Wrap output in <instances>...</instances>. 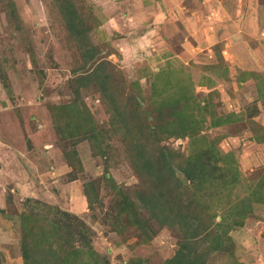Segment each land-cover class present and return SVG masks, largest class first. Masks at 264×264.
<instances>
[{"label":"rangeland","instance_id":"374dc122","mask_svg":"<svg viewBox=\"0 0 264 264\" xmlns=\"http://www.w3.org/2000/svg\"><path fill=\"white\" fill-rule=\"evenodd\" d=\"M14 1L15 12L0 0V264H24V249L30 264H166L181 235L139 206L135 191L143 182L135 167L137 152L97 86L82 89L79 101L101 140L83 133L70 137L66 120L55 123L53 107L75 100L82 37L70 35L58 10L52 11V0ZM72 1L89 25L84 43L115 65L119 104L127 102L134 81L147 97L154 74L170 69L189 75L197 101L211 102L219 116L243 115L204 133L223 155L232 152L238 160L241 176L232 202L250 197L264 177V139L257 141L252 128L264 122V0ZM249 71L263 78L249 77ZM141 118L127 121L140 125L139 142L150 150L148 125L156 123ZM258 135L264 138V131ZM159 139L186 154L191 150L190 138ZM87 183H95L92 202ZM217 191L216 197L223 192ZM125 194L137 202L147 232L156 234L146 238L125 215L115 217L113 205ZM246 226L255 233L237 238L235 256L241 264H264V203L236 230ZM56 228L77 231L70 242L62 239V251L51 259L53 245L46 240ZM231 260L229 253H217L209 264Z\"/></svg>","mask_w":264,"mask_h":264},{"label":"trees","instance_id":"16d2710c","mask_svg":"<svg viewBox=\"0 0 264 264\" xmlns=\"http://www.w3.org/2000/svg\"><path fill=\"white\" fill-rule=\"evenodd\" d=\"M2 1L6 2L9 10L15 12L14 0ZM50 5L52 11L54 8L58 10L57 13L61 15L65 22L63 25L65 24L70 35L82 37L79 47L83 48L84 60L83 65L74 70V103L53 107L55 123L66 120L65 132L70 137H79L83 133L85 138L93 142L100 139L98 137L101 133L96 131L90 111L83 106L84 102L79 101L82 89L96 85L103 99L113 107L118 119L122 120L125 128L123 137L131 141L132 149L137 152L134 162L143 182L142 187L135 191L139 206L150 212L149 218H155L162 226L177 230L181 235L180 247L166 264H209L215 254L223 252L231 255L230 264H241L235 256L237 246L231 233L244 226L248 216L254 213L256 205L264 203V177L257 180V189L250 197L233 203L234 188L241 176L238 160L232 152L223 155L216 140L210 139L204 130L241 121L243 115L233 112L219 116L211 102L206 100L202 105L197 101L189 75L183 71L173 75L170 69H162L154 74L153 92L147 97L139 82L134 81L133 91L127 95V102L119 104L120 93L114 85L115 76L112 71L115 65L107 57H99L95 46L89 44L87 47L84 43L89 25L85 23L83 13L72 0H52ZM246 75L263 78V75L254 71L246 72ZM129 109L136 113L131 114ZM141 115L151 117L156 123L148 125V141L154 146L150 150L148 143L139 142L140 125L129 126L130 122L127 121L137 117L138 123L142 119ZM253 124L252 128L257 132L255 139L263 141V136L258 133L264 131V124ZM158 135L161 138H190L191 150L186 154L163 145ZM94 145L100 147V152L104 154L101 146L96 143ZM214 185L223 186V189L218 190L223 192L217 194V197ZM86 189L87 198L92 202L95 183H87ZM137 202L127 195L123 197L113 205L115 217L119 220L125 215L128 224L137 227L147 238L156 233L147 232L149 227L147 221L144 222L137 213ZM38 217L39 215L36 216L37 221ZM76 231H64L66 236L64 232H60V228L54 229L46 240L53 245L51 259L57 258V254L62 251V239L68 242L73 239ZM80 235L84 236L83 241L88 248L90 241L86 238V233ZM83 252L84 256L89 254L87 250ZM23 254L24 264H30L27 249H24Z\"/></svg>","mask_w":264,"mask_h":264},{"label":"crops","instance_id":"0c3cea01","mask_svg":"<svg viewBox=\"0 0 264 264\" xmlns=\"http://www.w3.org/2000/svg\"><path fill=\"white\" fill-rule=\"evenodd\" d=\"M170 1V2H169ZM172 0H168L169 4L171 3ZM262 124H264V122L261 121ZM261 222V221H260ZM255 232L249 228L248 226L244 227L243 229L241 230H235L231 233L235 243L237 241V238H239L241 240V236H242V240L244 241V239L250 235V234H254ZM247 239V238H246ZM245 239V240H246ZM239 246V245H238Z\"/></svg>","mask_w":264,"mask_h":264}]
</instances>
